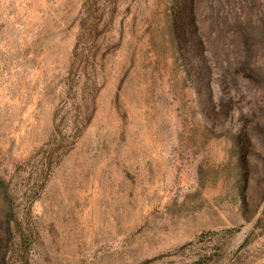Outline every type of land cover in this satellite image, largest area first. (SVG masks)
Returning a JSON list of instances; mask_svg holds the SVG:
<instances>
[{
	"label": "rangeland",
	"instance_id": "1",
	"mask_svg": "<svg viewBox=\"0 0 264 264\" xmlns=\"http://www.w3.org/2000/svg\"><path fill=\"white\" fill-rule=\"evenodd\" d=\"M0 264H264V0H0Z\"/></svg>",
	"mask_w": 264,
	"mask_h": 264
}]
</instances>
